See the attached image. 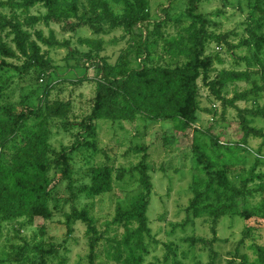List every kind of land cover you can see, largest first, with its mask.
I'll list each match as a JSON object with an SVG mask.
<instances>
[{
  "label": "rangeland",
  "instance_id": "374dc122",
  "mask_svg": "<svg viewBox=\"0 0 264 264\" xmlns=\"http://www.w3.org/2000/svg\"><path fill=\"white\" fill-rule=\"evenodd\" d=\"M252 4V0L200 2L196 13L207 17L209 31L229 35V41L234 45L245 38L252 40L250 47L235 50L238 57L248 58L250 64L245 60L235 61L225 44L208 43L207 54H218L225 60L223 66L214 64L209 80L215 79L222 69L251 70L255 72L252 80L264 87V48L260 52L263 61L259 62L256 57L257 38L254 37L264 35V21L260 20L259 15H252ZM149 6L151 23L147 28L135 27L130 33L124 28H117L107 35L96 36L89 25H82L75 33L63 31L62 25L58 24L47 26L40 23L33 26L30 29L32 33L42 30L46 37L54 31L60 42H70V49L50 48L40 43L42 52L55 67L53 72L47 69H31L24 75L13 69L2 72V76L9 79L6 96L0 102V114L4 117L7 107L14 112L22 109L23 105L30 109L36 108L42 103L46 91L50 93L51 100H69L73 107L68 118L51 119L54 127L50 137L53 160L57 161L58 155L65 151L70 159L69 174L73 179V190L69 188L67 178H64L62 166L54 167L50 174L52 195L49 205L53 213L52 219L47 222L36 219L31 224L20 219L2 225L0 259L5 264H38L41 261V250L55 247L56 251L49 255V264H60L62 259H65L66 264H88L90 245L86 235L87 226L81 221L73 222L72 231L68 235L65 225L67 215L75 208H87L94 224L106 237L122 240L125 228L110 224L118 206L127 205L143 190L139 181L140 171L136 169L145 153L142 148L147 149L146 163L153 183L148 209L149 233L145 236L148 253L144 264H227L230 261L240 264L241 257L248 253L244 245H239L247 224L243 218H221L216 225L215 237L212 220L206 216L195 217L190 211L195 197L193 185L196 174L201 169L197 162L198 154L194 151L196 143L206 151L210 159L221 164H235L237 169L242 167L247 176L254 167L256 174L264 173L262 138L252 137L246 146L230 155L226 146L238 141L232 128L237 126L239 112L231 107L224 112L222 102L212 95L202 79L198 81L201 107L198 122L185 131L175 128L171 123L144 120L116 123L100 121L94 124V131L91 132L80 125L87 122L86 116L91 111L96 95V68L101 67L103 61L116 67L127 61L133 67H138L146 57L142 53L141 44L147 37L151 44L150 64L175 66L185 63V58L181 57L176 61L165 53L164 40L180 38V34L191 23V20L185 18L181 22L176 20L186 13L189 0H149ZM30 12L32 15H45L47 9L39 4ZM5 17H17L21 21L25 19L21 11L0 7V21ZM158 22H161L160 34L155 35V24ZM6 31H0V43L4 42L15 48L13 36L6 35ZM147 32L149 35L146 36ZM86 38L105 40L106 46L100 57L94 56L95 54L93 58L88 57L89 48L82 44ZM2 60L0 52V62ZM7 61L22 66L25 59L21 57ZM52 84L54 87L47 89ZM252 87V83L246 81L230 83L223 88L222 94L230 99L237 90L242 92ZM236 104L240 109H264V89ZM211 123H214L215 132L221 134L218 140V144L222 146L220 149L215 145L217 136L207 132ZM254 126L264 131L263 114L254 119ZM258 160L261 163L256 164ZM104 164H110L113 168V191L99 197L82 192L84 187L91 185L93 170ZM121 173L124 176L120 179ZM231 178L235 183L239 182L234 176ZM262 182L264 181L257 180L249 186L256 187ZM262 200L261 194L249 197L248 207H257ZM42 223L47 225L46 235L40 232ZM258 238L264 244V232ZM108 247L105 240L99 243L97 264H115L106 254ZM253 258L251 255L250 259ZM249 264L255 263L250 261Z\"/></svg>",
  "mask_w": 264,
  "mask_h": 264
},
{
  "label": "trees",
  "instance_id": "16d2710c",
  "mask_svg": "<svg viewBox=\"0 0 264 264\" xmlns=\"http://www.w3.org/2000/svg\"><path fill=\"white\" fill-rule=\"evenodd\" d=\"M201 1L189 0L186 13L176 19L179 22L184 18L191 20L180 34V38L164 40L165 53L176 61L183 57L185 63L175 66L150 64L151 44L147 37L141 44L142 53H145L146 57L140 61L138 67H133L127 61L117 67L103 61L101 67L96 68V95L91 111L86 116L87 122L80 124L82 127L91 132L94 131V124L100 121L116 123L144 120L171 123L175 128L185 131L198 122L201 111L198 81L202 79L212 95L222 102L224 112L229 107L239 112L237 126L232 128L238 141L226 146L230 155L246 146L252 137L262 138L264 143V131L254 126V119L260 114L264 115V109L256 111L240 109L236 104L238 101L248 100L250 96L257 95L264 89L256 80H252L255 72L222 69L215 79L209 80L214 64L223 66L225 60L218 54H207L208 43H223L235 61L245 60L250 64L248 58L238 57L235 50L250 47L252 40L245 38L238 45H234L229 41V35L209 31L207 17L196 13ZM252 2V15L254 17L259 15L260 20L264 21V0ZM39 4L47 9V13L32 15L30 10ZM0 7L21 11L25 16L23 21L17 17H5L0 21V31L9 29L6 35L13 36L12 43L15 45L14 48L7 43H0L3 57L0 62V102L6 96L9 87V79L2 76L3 71L13 69L23 75L31 69H47L53 72L55 67L42 52L41 44L50 48L70 49V42H60L54 31L46 37L42 30L32 33L30 29L33 26L40 23L47 26L58 24L62 25L63 31L75 33L82 25H89L96 36H103L117 28H124L130 33L135 27L147 28L151 23L149 0H4L0 2ZM155 26L154 33L159 35L161 22ZM254 37L257 38L256 57L262 62L260 52L264 48V35ZM82 44L89 48L90 58L100 57L106 46L102 38H86ZM21 57L25 59L22 66L7 61ZM262 79L264 82V71ZM243 81L251 82L252 89L242 92L237 90L230 99L223 96L222 90L226 85ZM53 87L54 84L47 89ZM5 110L7 111L4 114L7 117L0 114V233L2 225L16 220L24 219L26 223L31 224L36 219H42L44 222L52 219L53 213L49 205L52 195L50 174L57 165L62 166L64 178H67L69 188L73 190V179L69 174L70 159L65 151L58 155L57 161H54L50 143L54 127L51 119L68 118L73 110L72 103L61 99L53 101L50 99V93L46 91L42 103L36 108L30 109L23 105V108L16 112L8 107ZM213 131L215 132V127L214 123H211L207 132L217 136L215 145L220 149L222 146L218 144V140L221 134ZM200 147L197 143L194 145L201 169L200 173L196 174L193 185L195 197L192 199L190 211L195 217L206 216L212 220L215 237L216 225L221 218L226 216L243 218L247 224L239 245H244L248 253L241 257L240 264H249L250 261L264 264V244L260 243L258 238L264 232V182L256 187L249 186L251 182L264 181V173L256 174L254 167L247 176L242 167L237 169L235 164L214 161ZM141 150L145 153L136 169L140 171L139 181L143 190L127 205L118 206L110 224L125 228L122 240L106 237L94 224V219L87 208L83 210L75 208L66 217L68 235L72 231L73 222L81 221L87 226L86 235L90 245L88 264H97L99 243L102 240L109 244L105 251L115 264L145 262L148 253L145 236L149 233L148 209L153 183L146 163L147 149ZM259 163L261 160L256 162ZM113 172L110 164L96 167L92 172L91 185L84 187L82 192L93 197L111 193L114 189ZM123 176L121 173L119 178ZM233 176L239 180L238 183L232 180ZM256 194H261L263 200L257 207L249 208L248 199ZM47 229L46 223L40 225L42 235L47 234ZM255 231H258L257 235ZM55 251L56 247L51 250L42 249L41 261L38 264H49V255ZM213 254L216 255L215 252ZM251 255L254 256L253 260L250 259ZM0 264H5L2 259ZM60 264H66L65 259H62ZM227 264L235 263L230 261Z\"/></svg>",
  "mask_w": 264,
  "mask_h": 264
},
{
  "label": "built area",
  "instance_id": "2783aa9c",
  "mask_svg": "<svg viewBox=\"0 0 264 264\" xmlns=\"http://www.w3.org/2000/svg\"><path fill=\"white\" fill-rule=\"evenodd\" d=\"M1 151V150H0Z\"/></svg>",
  "mask_w": 264,
  "mask_h": 264
}]
</instances>
